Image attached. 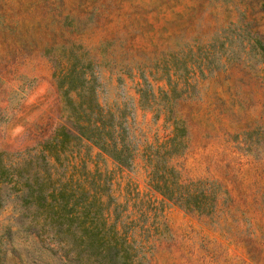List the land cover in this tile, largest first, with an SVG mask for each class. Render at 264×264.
<instances>
[{
    "label": "rangeland",
    "instance_id": "obj_1",
    "mask_svg": "<svg viewBox=\"0 0 264 264\" xmlns=\"http://www.w3.org/2000/svg\"><path fill=\"white\" fill-rule=\"evenodd\" d=\"M68 58L86 73L92 65L100 100L128 115L137 146L132 165L117 168L90 141L69 143L59 173L111 177L107 216L116 211L145 264H264V0H0L7 159L72 110L54 76ZM167 115L187 129L170 164L188 204L148 184L146 148L171 136ZM12 205L0 208V264L73 262L10 220Z\"/></svg>",
    "mask_w": 264,
    "mask_h": 264
},
{
    "label": "trees",
    "instance_id": "obj_2",
    "mask_svg": "<svg viewBox=\"0 0 264 264\" xmlns=\"http://www.w3.org/2000/svg\"><path fill=\"white\" fill-rule=\"evenodd\" d=\"M67 60L65 66L55 65L54 76L72 110L52 136L17 154L16 160L0 151V208L13 204L10 220L64 246L66 255L74 258L71 264H145L136 240L119 226L116 211L111 221L107 216L111 177L102 178L101 172L97 177L93 172L91 177L84 174L77 179L59 173L69 143L90 141L117 168L132 165L137 146L128 115L100 100L92 65L91 73H86L74 59ZM166 118L173 127L171 136L146 148L148 184L165 200L188 204L187 186L178 182L177 171L170 164L186 148L187 129L179 117Z\"/></svg>",
    "mask_w": 264,
    "mask_h": 264
}]
</instances>
